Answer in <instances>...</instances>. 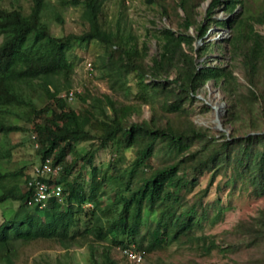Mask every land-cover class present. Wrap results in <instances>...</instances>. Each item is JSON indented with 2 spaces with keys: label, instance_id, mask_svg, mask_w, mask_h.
Segmentation results:
<instances>
[{
  "label": "trees",
  "instance_id": "1",
  "mask_svg": "<svg viewBox=\"0 0 264 264\" xmlns=\"http://www.w3.org/2000/svg\"><path fill=\"white\" fill-rule=\"evenodd\" d=\"M105 1L66 0L81 7L85 27L60 36L52 34L47 21L61 20L55 4L30 0L27 12L19 2L11 3L16 0L0 5V134L31 131L39 161L48 158L50 166H59L45 181L62 186L61 197L49 196L42 208L25 205L30 189L24 185V168L2 167L7 152L0 139V201L18 200L26 209L0 221V264H14L18 242L51 240L65 251L73 243L106 240L109 232L112 241L87 248L84 264H117L115 246L145 255L170 244L200 254L244 248L248 264H264V205L233 224V240H217L204 227L220 220L228 204L219 196L203 199L217 175L230 187L239 180L253 197L264 194V33L256 29L264 25V0H208L204 23L197 18L202 0H143L154 26L151 31L144 27L141 36L131 26L124 0H118L113 22L102 11ZM218 7L229 15L211 18ZM210 22L227 27L229 34L204 41ZM151 38L157 43L153 53ZM197 39L202 44L194 46ZM89 40L103 44L97 55L103 74H114L124 86L127 75L136 73L135 101L72 90L82 103L70 105L68 50L73 42ZM211 45L226 51L229 60H199ZM208 80L226 102L228 134L216 136L188 116V102ZM142 102L149 106L147 117L141 116ZM76 141H88L87 147L78 151ZM107 147L113 156L106 166L92 162L95 152ZM127 148L133 149L129 157ZM156 151L162 160L150 163ZM79 159L88 166L85 185L72 176ZM205 173L204 186L193 191ZM101 194L108 195V204ZM86 200L91 207L81 206ZM149 211L156 217L140 231ZM58 256L49 263L70 264Z\"/></svg>",
  "mask_w": 264,
  "mask_h": 264
},
{
  "label": "rangeland",
  "instance_id": "2",
  "mask_svg": "<svg viewBox=\"0 0 264 264\" xmlns=\"http://www.w3.org/2000/svg\"><path fill=\"white\" fill-rule=\"evenodd\" d=\"M208 0H202L199 4L197 18L203 23L207 19L201 18L204 8ZM21 5L22 12H27L29 9L30 0H16ZM44 4H55L56 10L60 12V21L52 17L47 19L50 30L53 35H63L68 32H80L85 26L79 17L81 7L79 5H71L66 0H44ZM118 0H107L102 4V11L109 21L113 22ZM124 9L127 16L130 18L132 28L136 33L142 34L144 27L149 31L153 28L154 24L149 20L150 11L147 9L143 0H124ZM0 5L9 7V0H0ZM179 11L180 9L177 8ZM238 9V7H236ZM226 14L220 7L215 8L211 14V18H226ZM157 22V19H156ZM159 23V22H157ZM259 32L264 33V25H256ZM193 33L194 31L190 29ZM229 34V30L225 26H218L209 23L205 40L214 43L218 39H222ZM1 37V36H0ZM194 46L202 44L200 39L194 41ZM149 53L157 51V43L153 38L148 41ZM103 51V44L100 42L89 40L82 44L73 42V45L68 50V58L72 63V68L69 73L68 79L70 82V89L78 91L81 96L86 94H94L102 97L103 93L108 94L116 102H133L137 97L138 91L137 75L135 72H130L127 75L124 86L120 84L118 79L115 80V75L103 74L98 64L97 55ZM202 61H223L227 62L229 57L226 51L220 52L215 45H211L210 49L201 53L198 58ZM238 74L237 71H235ZM239 75V74H238ZM63 80V79H61ZM128 88V90H126ZM65 90H61L59 94H63ZM40 102L44 100L40 97ZM70 105L73 107L79 106L82 101L80 98L71 97ZM188 116L192 121L199 126L208 129L211 133L219 136L223 131L228 134L230 131V124L223 123L224 113L226 111V102L224 101L219 88L212 82L206 81L198 87L193 94L191 100L188 102ZM141 116L147 117L149 114V106L147 103L141 104ZM22 124L23 121H21ZM27 125V124H26ZM264 127V124L261 126ZM31 131L15 130L7 133L5 137L0 134V139L6 145V156L1 158V165L3 168H17L23 167L24 173L30 171L31 166L39 161V155L34 151V143L31 139ZM88 141H76L75 145L78 151H83L87 147ZM133 153L132 148H127L125 154L129 157ZM113 153L110 147L97 150L92 159V162L100 166H106V162L110 160ZM162 153L154 152L149 157V162L156 164L162 159ZM72 176L82 180L83 185L88 180V166L82 165V160L79 159L73 168ZM207 173L199 177V183L194 187L193 191L202 188L206 182ZM104 197L105 204L110 202L108 195L101 194ZM188 196H191L188 194ZM216 196H219L221 202L228 204L224 210L220 220L213 225H205L204 232L209 233L216 237L217 240H233L234 233L231 231L233 224L240 218L246 217L253 213L257 207L264 205V194L259 197L251 196L247 188L239 180L236 181L234 187L229 184L223 183V177L217 175L209 187V191L203 197L205 201H211ZM16 202L5 199L0 202V219L2 216L9 218L14 215L13 208ZM71 210L75 211L74 205H69ZM21 209V208H20ZM146 217L140 221V231L146 227L147 220H154L156 217L155 211L145 213ZM111 233L109 232L108 238L103 241L87 240L86 243H73L70 248L64 251L56 242L44 239H33L25 242H18L15 252L13 254L14 264H50L49 262L55 261V256L58 258L66 259L70 264H84L87 258V248L97 249L105 243H110ZM121 247L115 246L112 249V256L117 261V264H188L189 260L197 261L201 264H248L245 261L247 250L240 248L234 251L220 252L213 249L208 254H200L198 249L187 246H178L170 244L161 249H154L151 252L142 255L138 261L131 260L123 251ZM132 249V247H129Z\"/></svg>",
  "mask_w": 264,
  "mask_h": 264
},
{
  "label": "built area",
  "instance_id": "3",
  "mask_svg": "<svg viewBox=\"0 0 264 264\" xmlns=\"http://www.w3.org/2000/svg\"><path fill=\"white\" fill-rule=\"evenodd\" d=\"M71 96L72 92L69 90L66 97L70 99ZM49 162L48 158H45L44 160L32 165L30 178L27 180V184L32 189V194L30 199H28V202L41 205L50 195H59L61 189L60 185L58 183L48 184L43 179L44 176L48 177L49 175L51 176L59 172V166H50ZM123 251H126V249H123ZM126 253L134 260H139L141 258V253L139 251L127 250Z\"/></svg>",
  "mask_w": 264,
  "mask_h": 264
},
{
  "label": "clouds",
  "instance_id": "4",
  "mask_svg": "<svg viewBox=\"0 0 264 264\" xmlns=\"http://www.w3.org/2000/svg\"><path fill=\"white\" fill-rule=\"evenodd\" d=\"M69 90H71V89H69ZM68 90V91H69ZM71 92H72V90H71ZM66 94H67V92H65ZM72 97V96H71ZM34 146H35V143H34ZM42 161V160H41ZM38 162H40V161H38ZM38 162H36V163H38ZM36 163H34V164H36ZM33 164V165H34ZM31 168H32V166H31ZM31 168H30V171H31ZM30 171L28 172V173H25L26 175H24V177H23V180L25 181V183H24V185H25V187H26V189H30V192H29V194H27V196H26V198H25V205H27V206H30V207H36V209H40V208H42L45 204H46V201L49 199V197L41 204V205H38V204H36V203H33V202H28V199H30V197H31V194H32V189L29 187V185L27 184V180H28V178H30ZM46 178L47 177H45L44 178V180H46ZM56 178V177H55ZM61 187V189H60V193H59V195L58 196H56V195H50V196H54V197H56V198H60L61 197V191H62V186H60ZM7 199H9V198H7ZM5 200V199H4ZM10 200H12V199H10ZM3 201V200H2ZM12 201H14V202H16L17 204H16V206L13 208V210L15 211V213H14V215H16L17 213H23L26 209L24 208V207H22V205L20 204V201H18V200H12ZM1 202V201H0ZM81 206H83V207H87V206H89V207H91L92 206V203L89 201V200H86V201H84V202H82L81 203ZM76 207V206H75ZM21 208V209H20ZM35 210V209H34ZM36 211V210H35ZM13 215V216H14ZM12 217V216H11ZM3 218H5L4 216H2V218L0 219V221L3 219ZM120 249H122V251H123V249H126V251L127 250H131V251H139L140 253H141V258H142V251H140V250H137V249H131V248H129V247H125V248H120ZM126 251H123L126 255H127V253H126ZM128 256V255H127ZM129 257V256H128ZM130 258V257H129ZM140 258V259H141ZM131 260H133V261H138V260H134V259H132V258H130ZM139 259V260H140Z\"/></svg>",
  "mask_w": 264,
  "mask_h": 264
}]
</instances>
